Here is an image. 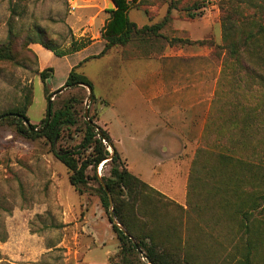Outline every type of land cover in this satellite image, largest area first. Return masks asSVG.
I'll return each instance as SVG.
<instances>
[{"label": "rangeland", "instance_id": "374dc122", "mask_svg": "<svg viewBox=\"0 0 264 264\" xmlns=\"http://www.w3.org/2000/svg\"><path fill=\"white\" fill-rule=\"evenodd\" d=\"M171 2H178L180 7L196 2L201 8L190 12L194 14L193 19H188V12L171 10L170 20L165 25L167 31H162L165 35L177 37L173 31L175 27L184 31V35L188 33L192 41L220 43L217 0H140L139 7L132 8L128 17L138 27L159 23L166 16ZM14 8L15 13L12 12ZM108 10H112L108 0H0V47L9 40L10 29L15 34L12 39L15 61H0V114L23 105L27 91L31 90L33 98L27 111L28 123L42 127L43 120L48 117V100L39 78L44 69H50L52 73L46 81V89L49 94L56 93L52 97L55 107L70 96L85 95L84 91L65 88L64 83L72 67L94 55L99 46L94 45L68 57L53 54L48 57L39 52L37 55L33 49H45L31 41L43 35V39L50 41L58 51L67 50L72 39L90 43L98 39L105 43L101 34L109 19ZM187 46L196 50L207 49L208 56L193 59L196 62L191 66L188 61H170L172 64L167 69L165 66L170 63H163V76L167 81L174 80L179 68L187 72L201 67L194 81L184 78L183 84L188 83L189 87L179 90L177 97L214 99L219 90L223 93L222 99H257L255 94L253 97L244 94L237 83L227 84L219 79L220 59L212 54L211 48ZM121 52V49H113L105 58L88 61L78 68V72L91 82L96 99H140L132 90L126 71L122 70ZM86 100L76 106L78 126L64 129L53 148L44 138L23 137L10 126H0V264H124L117 256L119 244L95 192L97 184L91 168L87 170L89 184L79 195L69 184L67 168L54 155L60 150H73L80 143L85 111L104 130L96 116L95 105H89L87 110ZM144 106L139 102L134 106L120 105L129 122L127 126L132 125L127 129L120 120L123 117L117 115L118 107L99 111V116L108 125L114 146L123 154L133 174H142L150 184L173 185L178 190L179 202L163 196L182 210L169 205L158 206L160 233L167 237L168 244H184L189 236L193 240L194 255L203 264H235L239 257L230 255L229 241L225 238L218 240L222 246L218 251L217 245L208 238L194 241L197 230L192 217L185 212V181L199 143V130L192 127L188 134L179 135L180 139L175 137L181 142L178 150L156 152L155 155L172 160L165 164V171L163 166H155L152 170V160L137 150L139 146L128 137L141 138L155 124ZM96 107L101 109L99 104ZM124 158L121 156V161L126 165ZM96 174L98 179L109 177L110 165H100ZM132 264L148 263L144 259L138 262L132 258Z\"/></svg>", "mask_w": 264, "mask_h": 264}, {"label": "trees", "instance_id": "16d2710c", "mask_svg": "<svg viewBox=\"0 0 264 264\" xmlns=\"http://www.w3.org/2000/svg\"><path fill=\"white\" fill-rule=\"evenodd\" d=\"M112 1L115 9L107 11L109 19L101 34L105 41L103 49L72 67L64 83L65 88L84 91L85 95L70 96L58 107L51 101L46 110L50 120L47 124L44 119L38 128L28 123L27 111L33 98L32 91L28 90L23 105L0 114V126H10L23 137L44 138L53 148L64 129L78 126L76 106L88 97L82 85L92 90L87 110L89 105L96 104L91 82L78 72L84 63L107 56L113 49L122 50V60H132L159 59L167 47L211 48L212 54L220 59L219 79L227 84L237 83L244 94L251 97L255 94L257 99H222L223 93L219 90L214 94L202 143L196 148L189 169L185 212L192 217L197 230L194 241L208 238L217 245L218 251L222 248L218 240L225 238L229 241L230 255L239 257L235 264H264V0H217L219 44L168 37L162 32L170 20L171 10L188 12V19H193L194 14L190 12L201 8L196 2L182 7L178 2H171L161 22L138 27L128 14L132 8L139 7L140 0ZM12 12L15 13V8ZM14 36L10 29L9 40L0 47V61H15ZM31 42L57 57L77 53L90 44V41L72 39L67 50L58 51L43 35ZM49 75H52L50 69L39 73L48 101L53 94L46 89ZM96 116L99 117L97 112ZM81 132L82 139L73 150H60L54 155L67 168L69 184L79 195L89 184L87 170L91 168L97 184L95 192L119 244L120 261L132 264L133 258L138 262L144 259L148 264H203L195 257L189 236L184 244H168L167 237L160 233L158 206L182 208L167 202L161 193L127 169L108 133L94 123L93 117L85 118ZM108 144L112 145L113 153L111 160L106 161L110 155ZM107 164L110 175L102 181L108 193L96 174L100 165Z\"/></svg>", "mask_w": 264, "mask_h": 264}, {"label": "crops", "instance_id": "0c3cea01", "mask_svg": "<svg viewBox=\"0 0 264 264\" xmlns=\"http://www.w3.org/2000/svg\"><path fill=\"white\" fill-rule=\"evenodd\" d=\"M165 29L167 31L166 27L163 30ZM178 30L179 29H176L175 27L173 28V31L176 32V34L174 35H176L177 38H185V39L193 40L190 38V36H188L187 32H186L187 34L184 35L183 34L184 31H182L181 29L179 31ZM177 32H180L182 34H178ZM196 40H200V39H196ZM94 45L99 46L98 51L94 52V55H97L103 49L104 42L102 40L97 39L95 41H92L86 48H90ZM33 50L34 52L35 51L37 52L36 53L37 55L39 52L44 55H47L48 57L52 56V53L47 50L46 51L42 49H36V50L33 49ZM207 56H208L207 49L199 48L196 50L194 47H188L187 45H185L179 48L167 47L164 50L162 57L159 59L122 60L120 57L122 70L126 71V74L130 80V84L132 86V90L134 91L135 95L138 96L140 99H109V100L98 99V98L96 99V104L94 105L98 116L100 113L99 111H102L108 107L114 109L115 107H118L117 115L122 116L124 118V119L120 118V120L123 121L122 124L125 125L126 129L132 127V125L127 126V123L129 122L126 120L127 119L126 114H124L123 111L121 112L120 105L134 106L138 102L143 106L145 105L144 107L148 109L150 113L149 115H151V117L154 118L155 124H152L151 130L145 133V135L141 138L137 139L130 136L128 137L133 142V144L136 143L139 146L138 148L136 147L137 150H139L141 153H145L152 160V162L154 163L152 166V170L155 168V166H163L164 171L167 169V166L165 164H167V162H169L172 159L165 157L164 155L162 156L155 155V153L160 151L171 152L172 151L171 149H173L174 147L173 140H176L175 137L180 139L179 135L188 134L190 132V129H192V127H196L199 130L200 137L198 140L199 141L198 146L202 143L201 138L204 134L208 116L212 109V101H213V99H185V96L183 95L177 97L179 95L178 94L179 90L187 89L189 87L188 83L187 85L186 83L183 84L184 78L190 81L191 80L194 81V77L198 76L199 72H201V67L198 70L188 69L187 72H183L185 71L184 68H179L178 75L173 77L174 80L172 79V81L170 80L167 81L166 78L164 79L163 76V71H164L163 63L165 61H168L169 63L170 61L173 62L188 61V65L191 66L193 62H196L193 59H197V60L199 58L203 59V57L206 58ZM105 57L106 56L102 58ZM171 64L172 63L168 64L167 66H165V68L169 69ZM198 64H200L201 66V62ZM194 87L195 84L193 83L192 88ZM197 94H200V92L198 91ZM175 96L176 98L174 99ZM97 104L101 106L100 110L97 109L96 107ZM142 113L144 114V116L147 115L144 112ZM99 123L102 125V127H104V130H106L110 138L109 128L107 127L108 125L104 124L103 121L100 120V116H99ZM112 143L114 145L113 141ZM179 145H181V142ZM116 151L118 152L119 150L116 149ZM119 155L124 158L121 152L119 153ZM124 160L126 161L125 158ZM156 163H159V165H157ZM125 166L130 171V168L127 165V161ZM133 175L138 177L140 180L148 184L150 187H152L162 195L172 200H176L177 202L180 201L177 197V195L179 194L178 190L175 189L173 185H170L169 187L168 186L163 187L161 186V184L160 185L152 184V182L150 184V182H148V180H146V178L142 176V174H133ZM147 179H151V177H148ZM187 180H188V175L185 181L186 184H187ZM183 188L184 186L182 187V191L184 190ZM185 190H186V186H185ZM180 191H181V187H180ZM185 194L186 192L184 191V198L186 196Z\"/></svg>", "mask_w": 264, "mask_h": 264}, {"label": "water", "instance_id": "95a60500", "mask_svg": "<svg viewBox=\"0 0 264 264\" xmlns=\"http://www.w3.org/2000/svg\"><path fill=\"white\" fill-rule=\"evenodd\" d=\"M108 5H109V7H111V9H115V5H114V3H113L112 0H108ZM82 86L85 87L86 90H87V92H88V97H87V100H86V103H85L86 108L88 109V104H89V102H90V100H91L92 90L90 89V87H88V86H86V85H82ZM55 94H56V93H53V94L51 95V97H50V99H49V101H48V103H47V107H48V109L50 108L51 101H52V97L55 96ZM85 117L87 118V111H85ZM49 120H50V114L48 113L47 124H48ZM47 124H46V125H47ZM34 131H36V130H34ZM41 131H43V130H41ZM41 131H39V132H41ZM105 142H106V141H105ZM173 143H174V144H173L174 147H173V149H171V150H172V151H176V150H178V149H179V142H177V140H173ZM106 144H107V142H106ZM108 147H109V149H110V152H109L110 155H109L108 158L105 159L106 161L111 160V156H112V153H113V147H112V145L108 144ZM99 182H100V184L102 185V187L104 188V190L107 192V189H106V187L104 186V183H103L102 179H99ZM107 193H108V192H107ZM109 202H110V212H112V202H111L110 196H109ZM115 224L118 226V228H119L121 231H124L125 235H127L126 232H125V230H124V228H123L121 225H119L117 222H115Z\"/></svg>", "mask_w": 264, "mask_h": 264}]
</instances>
